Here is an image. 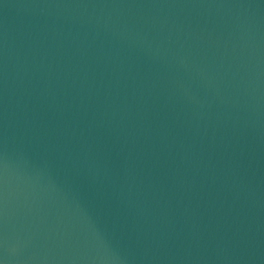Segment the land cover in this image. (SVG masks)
I'll list each match as a JSON object with an SVG mask.
<instances>
[{
	"label": "water",
	"instance_id": "95a60500",
	"mask_svg": "<svg viewBox=\"0 0 264 264\" xmlns=\"http://www.w3.org/2000/svg\"><path fill=\"white\" fill-rule=\"evenodd\" d=\"M0 264H264V0H0Z\"/></svg>",
	"mask_w": 264,
	"mask_h": 264
}]
</instances>
